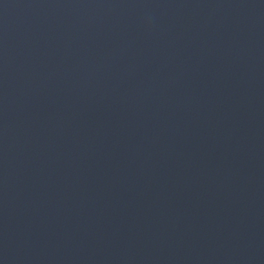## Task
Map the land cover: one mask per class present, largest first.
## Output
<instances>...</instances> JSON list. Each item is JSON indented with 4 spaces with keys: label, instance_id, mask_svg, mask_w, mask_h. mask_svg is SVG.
I'll return each instance as SVG.
<instances>
[{
    "label": "water",
    "instance_id": "95a60500",
    "mask_svg": "<svg viewBox=\"0 0 264 264\" xmlns=\"http://www.w3.org/2000/svg\"><path fill=\"white\" fill-rule=\"evenodd\" d=\"M0 264H264V0H0Z\"/></svg>",
    "mask_w": 264,
    "mask_h": 264
}]
</instances>
